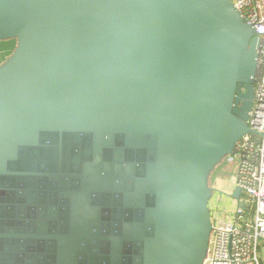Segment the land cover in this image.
Returning a JSON list of instances; mask_svg holds the SVG:
<instances>
[{
  "label": "water",
  "instance_id": "1",
  "mask_svg": "<svg viewBox=\"0 0 264 264\" xmlns=\"http://www.w3.org/2000/svg\"><path fill=\"white\" fill-rule=\"evenodd\" d=\"M6 40L0 264H203L210 173L253 132L231 1L0 0Z\"/></svg>",
  "mask_w": 264,
  "mask_h": 264
},
{
  "label": "built area",
  "instance_id": "2",
  "mask_svg": "<svg viewBox=\"0 0 264 264\" xmlns=\"http://www.w3.org/2000/svg\"><path fill=\"white\" fill-rule=\"evenodd\" d=\"M260 40L253 82V101L248 127L230 155L223 159L234 168L231 182L213 193L231 198L236 189L232 217L213 225L203 264H264L259 256L264 246V0H230Z\"/></svg>",
  "mask_w": 264,
  "mask_h": 264
},
{
  "label": "crops",
  "instance_id": "3",
  "mask_svg": "<svg viewBox=\"0 0 264 264\" xmlns=\"http://www.w3.org/2000/svg\"><path fill=\"white\" fill-rule=\"evenodd\" d=\"M16 47L15 40L0 41V66H2L13 53ZM225 195L213 193L208 203L210 218L213 225H219L222 220L228 221L232 217L235 202Z\"/></svg>",
  "mask_w": 264,
  "mask_h": 264
},
{
  "label": "rangeland",
  "instance_id": "4",
  "mask_svg": "<svg viewBox=\"0 0 264 264\" xmlns=\"http://www.w3.org/2000/svg\"><path fill=\"white\" fill-rule=\"evenodd\" d=\"M13 48H15V46ZM233 175L234 168L226 166L222 163L214 170V173L210 174L208 185L210 188H213V186L224 188L226 186H229L228 184L231 182ZM231 201L235 202L233 199H231ZM259 256L261 261L264 263V246H261Z\"/></svg>",
  "mask_w": 264,
  "mask_h": 264
},
{
  "label": "trees",
  "instance_id": "5",
  "mask_svg": "<svg viewBox=\"0 0 264 264\" xmlns=\"http://www.w3.org/2000/svg\"><path fill=\"white\" fill-rule=\"evenodd\" d=\"M222 163H223V160L221 161L220 164H222ZM220 164H218V165L212 170V172H211L210 174L214 173V170H215L218 166H220ZM223 164H224V163H223Z\"/></svg>",
  "mask_w": 264,
  "mask_h": 264
}]
</instances>
